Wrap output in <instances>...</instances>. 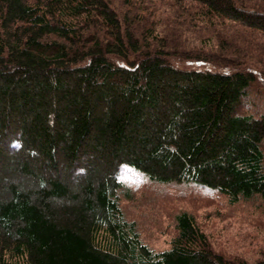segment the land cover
<instances>
[{
  "label": "trees",
  "instance_id": "16d2710c",
  "mask_svg": "<svg viewBox=\"0 0 264 264\" xmlns=\"http://www.w3.org/2000/svg\"><path fill=\"white\" fill-rule=\"evenodd\" d=\"M262 87L264 0H0V264H264L123 208L130 173L264 204Z\"/></svg>",
  "mask_w": 264,
  "mask_h": 264
},
{
  "label": "rangeland",
  "instance_id": "374dc122",
  "mask_svg": "<svg viewBox=\"0 0 264 264\" xmlns=\"http://www.w3.org/2000/svg\"><path fill=\"white\" fill-rule=\"evenodd\" d=\"M242 103L247 112H264V91H248ZM128 177L134 191L123 208L128 218L136 220L142 238L154 248L169 246L175 231L174 215L187 210L195 215L215 248L236 252L251 263L264 261L262 202L229 205L216 192L191 184L146 183L131 173Z\"/></svg>",
  "mask_w": 264,
  "mask_h": 264
}]
</instances>
